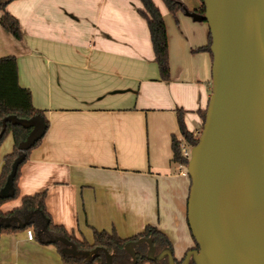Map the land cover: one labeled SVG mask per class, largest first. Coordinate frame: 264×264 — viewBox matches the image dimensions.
<instances>
[{
  "label": "crops",
  "instance_id": "0c3cea01",
  "mask_svg": "<svg viewBox=\"0 0 264 264\" xmlns=\"http://www.w3.org/2000/svg\"><path fill=\"white\" fill-rule=\"evenodd\" d=\"M166 25L169 79H160L138 0H9L21 39L0 26V57L14 56L18 82L47 128L22 165L21 195L46 192L55 224L92 240V227L130 237L157 227L179 261L195 247L187 223L190 180L171 161L177 110L195 134L211 92V57L197 50L208 27L153 0ZM181 1L188 9L192 5ZM1 15V11H0ZM0 145V170L13 149ZM20 198L1 205L19 206ZM0 264H61L52 244L21 230L0 236ZM147 264V263H144Z\"/></svg>",
  "mask_w": 264,
  "mask_h": 264
},
{
  "label": "water",
  "instance_id": "95a60500",
  "mask_svg": "<svg viewBox=\"0 0 264 264\" xmlns=\"http://www.w3.org/2000/svg\"><path fill=\"white\" fill-rule=\"evenodd\" d=\"M203 6V14L187 12L206 22L212 62L202 129L186 165L187 223L197 248L181 264H264V0H203ZM22 123L32 126L18 145L27 150L45 126L39 116ZM50 241L77 252L62 238ZM140 244L148 246V260L175 264L171 249L156 253L150 238L126 244L130 264Z\"/></svg>",
  "mask_w": 264,
  "mask_h": 264
},
{
  "label": "trees",
  "instance_id": "16d2710c",
  "mask_svg": "<svg viewBox=\"0 0 264 264\" xmlns=\"http://www.w3.org/2000/svg\"><path fill=\"white\" fill-rule=\"evenodd\" d=\"M141 4L138 9L139 14L146 21L149 31L150 42L154 54V59L159 70L161 80L169 79L168 63V42L166 25L162 14L153 0H138ZM171 14L177 12H195L204 13L203 0H198V7L195 10L188 9L179 0H161ZM9 2L0 3V26L11 34L15 39H21V30L18 19L6 10ZM210 35L208 32V41L204 46L196 48L197 50H209ZM206 108L199 110L202 127ZM41 117L47 128V120L44 117L43 110L33 106L31 100V91L22 87L18 82L17 61L14 56L0 57V145L8 134H11L14 141L13 149L4 156L0 170V236L2 234L13 233L17 231L30 230L32 238L40 244H52L60 255L61 264H107L106 253L111 256V264H130L132 258L126 244L131 241H137L140 238L152 239L154 245L161 249H171L169 239L155 226L146 225L143 231L130 237H121L114 229L98 230L92 229V240L89 242L84 237H77L73 231H68L64 226L55 224L46 208V192L41 191L32 195H21L18 187V179L22 165L28 159L30 151L36 147L41 138L27 150L18 149V145L23 142L30 133L32 126H26L23 120H31L34 117ZM177 122L180 136L171 137V161L187 165V160L182 156L181 146L183 143L192 146L197 142L193 133L185 127L182 112L177 110ZM20 198V204L10 210L3 211L1 205L6 202ZM54 238H62L74 245L77 252H71L68 246L61 241H50ZM197 248L196 244L195 247ZM96 249L92 254L88 252ZM136 253V264H167V261L148 260L146 244H140L133 247ZM172 251V250H171ZM174 258V257H173ZM175 264H181L183 258ZM193 264V263H190Z\"/></svg>",
  "mask_w": 264,
  "mask_h": 264
},
{
  "label": "built area",
  "instance_id": "2783aa9c",
  "mask_svg": "<svg viewBox=\"0 0 264 264\" xmlns=\"http://www.w3.org/2000/svg\"><path fill=\"white\" fill-rule=\"evenodd\" d=\"M190 150H191V146H188L187 144L183 143L181 146V153L182 156L188 161L190 158ZM177 169L179 171V174L186 176L187 175V171L185 170L186 166L181 164V163H177L176 164ZM27 236L29 239H32V233L30 230H27Z\"/></svg>",
  "mask_w": 264,
  "mask_h": 264
},
{
  "label": "rangeland",
  "instance_id": "374dc122",
  "mask_svg": "<svg viewBox=\"0 0 264 264\" xmlns=\"http://www.w3.org/2000/svg\"><path fill=\"white\" fill-rule=\"evenodd\" d=\"M6 1H8V0H0V3H4V2H6ZM185 3L186 4H189V5H192L191 3H192V1L191 0H185ZM204 22V21H203ZM206 23V22H205ZM208 27V26H207ZM201 129H202V127L200 128H198V131L195 133V134H193V137L194 138H196V139H198V137H199V135H200V131H201ZM180 136V135H179ZM185 170H186V168H185ZM156 246V253H159L160 251H161V248L159 247V246H157V245H155ZM161 261H167L166 260V258H163V259H161Z\"/></svg>",
  "mask_w": 264,
  "mask_h": 264
}]
</instances>
